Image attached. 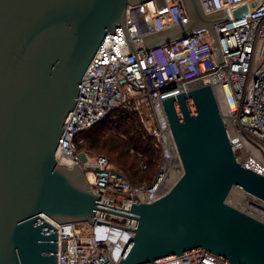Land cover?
<instances>
[{"label": "water", "instance_id": "obj_1", "mask_svg": "<svg viewBox=\"0 0 264 264\" xmlns=\"http://www.w3.org/2000/svg\"><path fill=\"white\" fill-rule=\"evenodd\" d=\"M144 1L0 0V264H56V224L94 222L98 194L77 162L57 161L56 149L105 35L116 40L121 26L134 53L126 9ZM155 2L165 9L164 0ZM183 3L188 19L147 35L145 46L207 31L223 62L216 24L228 11ZM246 10L239 5L233 14ZM162 105L182 173L157 199L132 204L137 226L118 264H154L195 250L264 264V222L226 202L235 187L264 200V175L236 160L211 86Z\"/></svg>", "mask_w": 264, "mask_h": 264}, {"label": "built area", "instance_id": "obj_2", "mask_svg": "<svg viewBox=\"0 0 264 264\" xmlns=\"http://www.w3.org/2000/svg\"><path fill=\"white\" fill-rule=\"evenodd\" d=\"M164 1V10L155 0L128 5L125 28L134 53L117 26V39L110 32L105 35L81 79L55 156L69 167L79 164L90 189L98 194L97 208L93 223H55L56 264H118L137 226L132 204L151 202L174 184H163L166 150L175 148L179 158L162 105L168 97L210 85L236 160L264 175V0H200L205 12L226 9L229 13L226 21L216 24L223 62L207 31L145 46L147 35L188 19L183 0ZM243 4L247 10L235 16L234 8ZM119 108L136 111L162 150L161 163L148 186L133 184L106 156L76 149L74 137L79 132ZM180 169L182 173L181 161ZM226 202L264 222V200L235 187ZM154 264L232 263L207 250H195Z\"/></svg>", "mask_w": 264, "mask_h": 264}, {"label": "trees", "instance_id": "obj_3", "mask_svg": "<svg viewBox=\"0 0 264 264\" xmlns=\"http://www.w3.org/2000/svg\"><path fill=\"white\" fill-rule=\"evenodd\" d=\"M74 142L78 151L91 156L105 154L138 186L153 182L162 160L161 148L136 111L119 108L106 119L79 132Z\"/></svg>", "mask_w": 264, "mask_h": 264}, {"label": "bare ground", "instance_id": "obj_4", "mask_svg": "<svg viewBox=\"0 0 264 264\" xmlns=\"http://www.w3.org/2000/svg\"><path fill=\"white\" fill-rule=\"evenodd\" d=\"M180 161L175 151V148L169 147L165 153V159L163 163L164 182L163 184L168 187L174 183V181L180 175Z\"/></svg>", "mask_w": 264, "mask_h": 264}, {"label": "rangeland", "instance_id": "obj_5", "mask_svg": "<svg viewBox=\"0 0 264 264\" xmlns=\"http://www.w3.org/2000/svg\"><path fill=\"white\" fill-rule=\"evenodd\" d=\"M97 153V152H96ZM103 154V153H101ZM104 156H106L105 154H103ZM107 157V156H106ZM113 164V163H112ZM115 166V164H113ZM116 167V166H115ZM117 168V167H116ZM156 175V174H155ZM155 178V177H154ZM154 181V180H153ZM142 186H148V185H142Z\"/></svg>", "mask_w": 264, "mask_h": 264}]
</instances>
